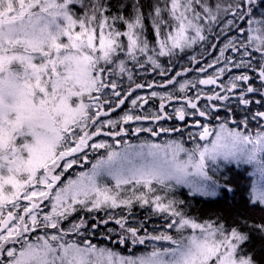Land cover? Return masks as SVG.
<instances>
[{
    "label": "snow or ice",
    "instance_id": "snow-or-ice-1",
    "mask_svg": "<svg viewBox=\"0 0 264 264\" xmlns=\"http://www.w3.org/2000/svg\"><path fill=\"white\" fill-rule=\"evenodd\" d=\"M0 264H264V0H0Z\"/></svg>",
    "mask_w": 264,
    "mask_h": 264
},
{
    "label": "trees",
    "instance_id": "trees-1",
    "mask_svg": "<svg viewBox=\"0 0 264 264\" xmlns=\"http://www.w3.org/2000/svg\"><path fill=\"white\" fill-rule=\"evenodd\" d=\"M186 63V61H185ZM193 75V74H190ZM158 79V78H157ZM234 167V166H233ZM238 171H243L238 170ZM229 176L233 175V173H228ZM248 181L243 177L240 176L237 178V181L233 183V188L235 189V196L233 197L232 194H226L224 199H217L214 202H205L200 198H197L193 202V208H194V214L196 215H203L204 218H207L208 216L212 215L213 213H223V214H229L234 213L236 211H243L246 215L253 217V218H259L260 212L259 210H246L244 205V197L246 196L247 185ZM121 251L125 252L127 254L125 249H120ZM143 247L139 246L136 249H134L135 252L139 253L143 251Z\"/></svg>",
    "mask_w": 264,
    "mask_h": 264
}]
</instances>
